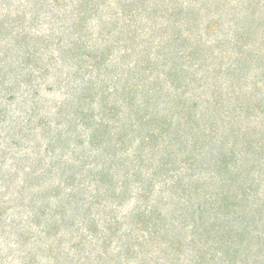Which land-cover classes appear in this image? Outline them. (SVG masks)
Wrapping results in <instances>:
<instances>
[{"label": "trees", "instance_id": "obj_1", "mask_svg": "<svg viewBox=\"0 0 264 264\" xmlns=\"http://www.w3.org/2000/svg\"><path fill=\"white\" fill-rule=\"evenodd\" d=\"M106 2L1 0L7 7H0V91L6 90L8 103L31 104L27 120L37 127L22 129H30L29 137L40 129L52 156L15 158L13 171L11 164L4 168L7 153L0 149V264H130L136 259L157 264L150 255L164 250L177 256L183 247L186 264H264V121L236 123L264 111V0H235L232 6L233 0L211 1L215 8L230 5L239 29L227 42L237 51L235 63L224 72L207 67V59L221 65L224 58L206 55L216 45L192 36L200 13H211V7L186 4L191 47L185 56L180 49L164 52V43H155L153 16L161 5L170 12L169 1L120 0L104 19L99 13ZM95 20L96 34L91 31ZM217 28L209 24L206 30ZM256 39L260 47H251ZM183 59L186 96L170 91L182 89ZM67 61L74 66L63 74ZM255 67L261 86L255 78L248 81ZM223 73L234 75L232 86L250 87H242L243 94H224L218 88ZM54 86L64 99L38 115L44 108L42 91ZM240 95L243 106L231 108ZM182 123L186 184L178 180L169 191L172 202L174 195L186 196V218L178 220L163 211L170 205L159 199L165 191L155 194L161 169L174 177L164 169L167 163L156 166V155L163 150L171 156ZM98 150V159L107 162L89 168L86 152ZM130 199L134 208L119 218L113 206ZM114 240L119 245L112 250ZM91 245L97 254L83 257Z\"/></svg>", "mask_w": 264, "mask_h": 264}, {"label": "rangeland", "instance_id": "obj_2", "mask_svg": "<svg viewBox=\"0 0 264 264\" xmlns=\"http://www.w3.org/2000/svg\"><path fill=\"white\" fill-rule=\"evenodd\" d=\"M120 0H107V2L105 4H102V8L99 14H101L103 17H105L104 19L107 18V15L109 13H111V11L114 9L115 6H117L119 4ZM126 2H130L131 0H125ZM169 1V6L171 7V11L170 12H166L164 11V9L162 10L163 6H159V10L155 13V15L153 16V21H156V23L153 24V31L156 33L157 37H156V44L157 43H164V52H167L168 50L166 49H171V50H178L180 49L181 51L184 52V55L186 56V49L187 47H191L190 44L188 42H186V29H188V19H187V15H186V4L189 3L190 5L195 6L196 8L202 7L203 9L206 8H210L212 11L211 13H206V12H201L200 13V17L198 18V24L196 26V28L194 29V31L192 32V36L196 39L199 38V36L202 38V42L206 43L209 45H216L215 47H213V51L211 50H206L205 53L206 55L209 54V52H213V55H220L223 56V60L221 62V65L218 62H214L212 60V58L207 59L206 63H207V67L209 69H215L216 67H222V72H224L228 65H230L231 63H235V61L232 59V57H235V52H237L236 50L233 49V47H229V42L231 39L234 40L235 36H236V31H238L239 29H236V25L234 22V16L231 13V6L232 5H237L235 0H233L231 6L227 5V6H221L220 8H215L214 6H211V1L210 0H167ZM163 3V2H162ZM235 3V4H233ZM152 5V3H150ZM187 4V6L189 5ZM0 7L3 9L5 7H7V4H1V0H0ZM175 11V12H174ZM63 12H58V14H62ZM61 16V15H60ZM112 15H110L109 17H111ZM64 19L63 23H70L69 18L63 17V15L61 16ZM120 18H122L123 20V16L120 15ZM142 19H144L142 17ZM167 19H169V21H167ZM93 24L96 25V28H98V22L95 20L92 24H91V28L93 27ZM165 24L167 25V29L166 30H162L165 27H162V25ZM209 24L215 25L217 26V30L215 32H207L206 27L209 26ZM56 27H58V24H56ZM50 27L48 25H44L43 26V31L48 32V29ZM96 28H92V32L93 33H97V29ZM146 31H149L148 29H146ZM55 33H58L57 31H55ZM174 39L176 40L172 45H170V41ZM226 40V41H225ZM169 41V43H168ZM215 41H221V42H226L224 44L226 45H222L220 44V46H217V42ZM215 43V44H214ZM259 40L256 39L254 40L250 45L251 47H260L259 46ZM207 48V47H206ZM163 56L159 57V61H162ZM186 59V58H185ZM183 59L181 60V65L184 68V81L182 83V89L177 90V92L175 93L176 89L174 88V86H172V93L177 94L178 92L180 94H182L183 96H186V60ZM129 63L130 60H127L126 63ZM197 63H202V60L198 59ZM218 65V66H217ZM74 66V64L70 61H67V63H62V70H63V74L68 73L69 71L72 70V67ZM57 70H52V72H56ZM250 75L251 78H249V82L252 81L253 78H255V80H258V85L261 86L262 85V80H261V73L260 70L255 67L252 71L250 70ZM261 75V76H260ZM234 75H230L227 76L226 74H221L219 75V79H220V83L218 85L219 89H223V93L227 94L230 93V95H233L234 91L237 94V91H241V88L243 87V89H246V86H239L236 85V83L234 84V86H232L233 84V79H234ZM54 80V78H53ZM47 83L52 84V78L47 80ZM253 86V84H251ZM46 87V86H44ZM53 88L54 91L51 92H47V91H42L41 93V100H42V105H43V109L40 111V113H38V115H44L49 108L54 106V100H58L61 101L64 99V94L62 92V90H58L56 88V86H54ZM45 89V88H43ZM241 94H243L244 92H240ZM211 96V95H210ZM7 99V94H6V90L0 91V105L2 103H4V107L7 108L6 110V114H5V118L3 123H0V149L6 151V166L4 168H8L9 165H12V170L15 171V167H13L15 158L16 159H24L26 157H44L47 158V160H49V157L52 156V154H48L45 151V146L47 143V138H45L44 136H42L43 134L40 132L41 130L38 129L37 132H34L35 134L31 133V136H28V132L30 131V129L28 128H33V127H37L36 126V121H33L32 123H28V115H27V111H30V106L31 104H27V105H22V99H19L17 101V103H8L6 102ZM244 99L241 97V95L237 98L232 100L231 103V108H235L236 106H238V108H241L244 104ZM6 102V103H5ZM246 104V103H245ZM165 107V103H161V108ZM178 109L177 111L174 112L175 114V118L176 120L180 119V113H181V108H176ZM227 110V109H225ZM260 113H255L252 116L249 117H243L241 116L240 118L236 119V123H240L239 125H254L256 123L257 120H262L264 121V111L261 110L259 111ZM27 125L28 128H26V130L29 131H24L23 126ZM22 126V127H21ZM22 129V130H21ZM23 131V132H21ZM21 132V134H19ZM18 134V135H17ZM175 134L171 133V136H174ZM180 138H178L175 143L176 145L173 146L174 149L172 150V154L171 156L167 153V152H163V150L158 153L156 155V166L158 165H163L167 163V167L165 166L164 169L168 168L171 169L170 172H168V174L170 175H174L173 179L168 178L166 172L161 171L159 172V177H158V181L159 183L155 186V194H160L161 191H165L164 194L161 193L160 195V200L163 199L164 201H168L170 202V205L163 208V211H167V213L172 214V217L174 219H185L186 218V196H182L183 198L179 199V195H174L173 196V202L171 201L172 196L170 191V187L171 185L174 187V185L176 184V182L178 180H183V183L186 184V164H183L182 161H186V125L184 126V123H182V125H180ZM223 136V135H222ZM184 142V143H182ZM242 145V144H240ZM73 147V146H72ZM83 147H80L79 150H82ZM181 149V150H180ZM241 149V146H239L238 152ZM101 150H98L97 153L95 151H93L92 153H88L86 152V155H89L88 160L90 161L89 163V168H96L99 169L103 166V164L105 162H107V158H101L98 159L97 155L99 154ZM60 151L56 150V155H59ZM71 151H68L67 157H71ZM54 156V155H53ZM252 158V156H251ZM254 159V158H252ZM25 163H29V162H25ZM31 163V162H30ZM259 167V166H257ZM10 169V168H9ZM158 170V169H156ZM259 170V168L257 169V171ZM20 176H22V174H20ZM181 180V181H182ZM167 183H166V182ZM171 182H173L171 184ZM170 184V185H169ZM93 190V187L88 188V191L91 192ZM174 190V188H173ZM88 192V194H89ZM182 195V194H181ZM168 198V200H166ZM136 202L135 199H130L129 201H127L126 203L123 204L122 207H114V210L117 209L118 210V217L121 218L122 216L126 215V213H129L132 211V209L134 208ZM174 208H176V211H171L172 209L174 210ZM110 211V210H107ZM96 214H97V210L95 209ZM100 217H104L103 214L98 215ZM181 217V218H180ZM180 218V219H179ZM105 226V222H101L100 224V229H104ZM182 239H184L185 244H186V229L182 232ZM119 242L117 240H114L113 244H112V250H114L116 248ZM72 245L71 241H69L67 243V248ZM186 246V245H185ZM14 247V246H13ZM92 248H94L93 245L91 246H87L86 251L82 252L81 255L84 256H95L97 254V251L92 252ZM6 249V248H5ZM150 257H153L155 261H157V264H186V247H183L181 249V251L179 252V255L174 256L171 251H164L161 255L159 254H155V255H150ZM159 257V258H157ZM140 262V259H136V261H131L130 264H138Z\"/></svg>", "mask_w": 264, "mask_h": 264}]
</instances>
